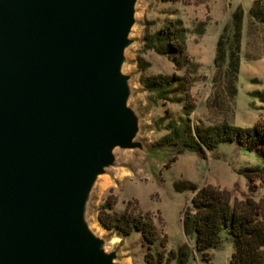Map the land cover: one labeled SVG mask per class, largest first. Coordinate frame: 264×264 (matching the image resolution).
Here are the masks:
<instances>
[{
  "label": "water",
  "instance_id": "1",
  "mask_svg": "<svg viewBox=\"0 0 264 264\" xmlns=\"http://www.w3.org/2000/svg\"><path fill=\"white\" fill-rule=\"evenodd\" d=\"M145 0H0V264H128L101 187L153 168L133 68Z\"/></svg>",
  "mask_w": 264,
  "mask_h": 264
},
{
  "label": "rangeland",
  "instance_id": "2",
  "mask_svg": "<svg viewBox=\"0 0 264 264\" xmlns=\"http://www.w3.org/2000/svg\"><path fill=\"white\" fill-rule=\"evenodd\" d=\"M237 5L244 8V17L233 123L241 127L253 126L264 117V6L257 15L258 10L253 8L254 0H145L142 25L137 31L140 42L134 46L132 56L135 60L133 68L138 70L139 85L144 89L139 100L149 106L150 130L147 137L151 144H157L160 137L170 131L171 119L178 120L184 115V92L177 82L172 92L158 99L155 92L144 88L140 75L162 73L178 77L184 74L186 64L178 70L168 55L142 49L145 21H155L151 29L161 27L170 19L183 21L187 28L186 53L192 61L187 75L194 79L191 87L195 104L192 124L205 126L209 122L206 98L213 90L215 44L224 26V34L232 35L231 14ZM138 55L149 62L146 68L138 66ZM164 146L168 148L163 150L153 168L134 164L132 170L124 171L119 180L106 182L98 192L96 206L108 198L114 203V210L147 214L154 224L156 240L152 244L145 242L140 230H133L127 236L113 231L125 246L128 264H150L146 256L148 252L154 255L155 264H179L177 259L167 262L166 257L184 243L194 249L185 264H205L194 248L195 235L185 232V210L191 204L193 192L189 186L179 189L176 183L195 184L199 188L208 184L225 188L236 203L247 197L259 201L264 196V187L251 191L246 171L264 167V158L256 150L236 141H221L206 149L204 154L191 150L179 152L176 147ZM174 155L177 158L165 165ZM233 249V239L222 231L219 245L209 250L210 264H230ZM161 253L165 255L163 261L158 260Z\"/></svg>",
  "mask_w": 264,
  "mask_h": 264
},
{
  "label": "trees",
  "instance_id": "3",
  "mask_svg": "<svg viewBox=\"0 0 264 264\" xmlns=\"http://www.w3.org/2000/svg\"><path fill=\"white\" fill-rule=\"evenodd\" d=\"M263 6L264 0H254L253 8L258 10L257 15ZM231 16L232 35L224 34V26L215 44L213 90L206 98L209 122L205 126L192 124L191 114L195 104L191 87L194 79L192 75H187L188 69L192 68V61L186 53L187 28L179 18L170 19L157 29H151L155 21H145L142 49L168 55L178 70L186 64L184 74L178 77L175 74L162 73L154 76L140 75L139 80L144 88L155 92L158 99L172 92L177 82L184 92V115L178 120L171 119L170 131L161 136L157 144L176 147L179 152L191 150L204 154L206 149L215 147L221 141H236L256 150L264 158V117L253 126L241 127L233 123L241 65L244 8L237 5ZM137 63L143 69L149 64L141 55H138ZM176 158L177 155H174L165 165H169ZM246 175L251 191H255L259 186L264 187V167L247 169ZM176 185L179 189L189 186L193 192L191 204L185 210L184 226L187 234L195 235L194 248L205 264H210L209 250L219 245L222 231H226L234 242L230 264H264V196L259 201L247 197L236 203L232 200L231 192L225 188L211 184L199 188L195 184L187 185L185 182H177ZM113 206L114 203L108 198L98 206V217L106 227L121 236H127L133 230H140L145 242H155L156 228L147 214H132L126 210L120 212L114 210ZM165 240L164 238L163 243ZM193 253L194 249L184 243L177 251L171 250L166 261L177 259L179 264H185ZM146 256L150 264H155L151 252ZM164 259L165 255L159 254L158 260Z\"/></svg>",
  "mask_w": 264,
  "mask_h": 264
}]
</instances>
